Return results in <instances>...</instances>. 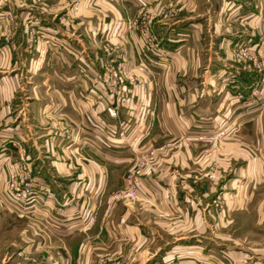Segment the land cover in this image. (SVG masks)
<instances>
[{"label": "crops", "instance_id": "0c3cea01", "mask_svg": "<svg viewBox=\"0 0 264 264\" xmlns=\"http://www.w3.org/2000/svg\"><path fill=\"white\" fill-rule=\"evenodd\" d=\"M35 1L18 18L36 13ZM67 1L45 0L30 53L18 19L17 48L0 57V204L15 208V240L0 228V264H264V111L234 97L254 74L230 53L258 38L264 0H85L76 14ZM141 2L167 60L116 25ZM106 38L141 80L118 107L95 83ZM142 59L150 72L134 66ZM221 127L217 144L197 139ZM10 141L46 189L15 205L5 183L20 150ZM150 150L139 199L112 202Z\"/></svg>", "mask_w": 264, "mask_h": 264}, {"label": "built area", "instance_id": "2783aa9c", "mask_svg": "<svg viewBox=\"0 0 264 264\" xmlns=\"http://www.w3.org/2000/svg\"><path fill=\"white\" fill-rule=\"evenodd\" d=\"M14 3H21V0H12ZM40 14L43 12L40 10ZM143 19H124L118 21L122 24L130 38L134 40L136 37L139 40L140 46L146 53L158 56L163 60H167L168 54L162 49L159 37L154 33L152 26L146 24ZM41 17L39 15H28L26 24L21 28L22 34L25 36V41L28 45L34 41L36 29L39 28ZM134 37V39H133ZM37 38V36H36ZM3 44L0 45V55L6 48L10 47L9 37H3ZM109 62L103 63V69L98 74L95 83L100 84L99 96L103 100L111 98L116 107L121 105L127 95L132 93L134 88L141 84L140 77L133 73L132 68L123 54L115 52L110 47L104 48ZM232 61L235 62L241 69L253 73V81L248 87L246 93L236 92L234 97L237 100L247 101L259 111H264V17L259 26V36L253 42L246 44H237L230 48ZM149 62L145 59L140 60L136 64L139 71L151 70ZM227 127H221L216 131L206 135L197 136V139L215 145L225 137ZM13 146L16 145L14 141H10ZM167 146H181L183 144L182 138L176 139L173 143H166ZM17 146V145H16ZM20 147V145H18ZM19 162L15 166V162L9 165L10 171L6 179L5 188L7 193L12 197V200L18 202H25L32 200L36 194L44 192L46 189L39 186L31 179L27 170L28 163L26 162V155L24 148H20ZM22 151V152H21ZM155 164V151L150 150L146 153H140L136 156L133 164L127 169L124 175V185L110 196L111 201L124 200L134 201L139 199L138 189L140 183V175L146 167ZM28 171V170H27ZM12 173V174H11ZM16 175V176H15ZM210 178H215L213 173H208ZM19 178V179H18ZM61 209L58 211L60 212ZM24 212H19L18 216H24ZM114 264H119L115 261Z\"/></svg>", "mask_w": 264, "mask_h": 264}, {"label": "rangeland", "instance_id": "374dc122", "mask_svg": "<svg viewBox=\"0 0 264 264\" xmlns=\"http://www.w3.org/2000/svg\"><path fill=\"white\" fill-rule=\"evenodd\" d=\"M2 1H3V7H2V9H0V45L3 44V41H4L3 37L6 35V37H9L10 47L6 48L5 51L9 49V50H11L13 52L17 48V44L15 43V40H13V37L15 35L17 20L19 19V25H20V30H21L22 26L24 24H26L27 16L29 14L30 15H39L41 17V19H42V15L43 14H40L39 11L41 10L42 12H46L47 11V7H46L45 0H36L37 3L35 1V5L36 6L40 5L39 6V10L36 13H33V12L27 13V15H25V13L20 14L21 16L18 18V14H19L18 10L22 11L20 7H24L27 4H31L32 0H21V3H17V2L14 3L12 0H2ZM66 3L67 4H66L65 11L66 12L70 11V13H75V14L76 13H80L81 10L83 9L84 5H85V7L87 6L86 7L87 9L90 6L89 5L90 1L86 5L85 0H80V2H79V0H68ZM141 3H144V2H141ZM172 5H175V4H173L172 1H168L166 3H162V5H161L162 8L159 9V14H161V16H163V17L164 16L165 17H169L172 14V11H174L172 9ZM152 17H153V15L151 14V12L148 11L147 6H145V3H144V4H140V7L137 8L135 14L132 17H127V18H130V19H143L142 21H144L148 25L150 23V25H151L152 24V20L154 19V18L152 19ZM127 18H125V19H127ZM36 31H37V29H36ZM35 35H37L36 32H35ZM36 42H37V38L35 36L34 37V41L31 43V46L28 45L29 42L25 41V36H24V47H25L26 51L30 53L32 50H34ZM105 47H110L112 50H115V52L122 54V50L120 48H118L117 46L113 45L112 43H110L108 38L103 39V41H101V43H100V50H101V52H102V54L104 56V60H103L104 62L103 63H105L106 61H107V63H110L109 62V57L107 56V54H106V52L104 50ZM0 57H1V55H0ZM134 66L136 67V65H134ZM101 67L103 69V66H101ZM175 141H176V139H172V140H170L168 142L169 143H173ZM16 145L18 146V144H16ZM165 146L166 147H169V146L174 147V145L167 146V144H165ZM211 146H213V145L209 144L208 147H211ZM175 147H178V146H175ZM17 148L19 150L20 148H24V147L22 145H20V147H17ZM24 150H25V148H24ZM23 172L26 173L28 171L24 170ZM126 172H127V170L125 171V173ZM8 176L9 175L7 174L6 179L8 178ZM212 179H214V178H212ZM117 190L118 189H116L115 191H117ZM115 191H113V192H111L109 194V196H108L109 199H110V196L112 195V193H114ZM218 199L220 200V198H218ZM15 201H16V199H15ZM15 201L12 200L10 202L15 205ZM115 201H118V202H129V201H124V200H115ZM25 202H27V201H25ZM112 202H114V201H112ZM0 203H2V200H0ZM219 206H220V204H218V207ZM7 210H10L11 213L9 214V212ZM19 212H21V211H19ZM19 212L16 211L17 216H18ZM3 213H8L9 216H5ZM25 216H27V214H25L24 216H21V217H25ZM0 217L2 218V221L0 220V228L2 229V231H4V233L6 235L5 237L7 239H9V237H10L11 239L15 240V235L12 236V232H13L12 229L15 228V208H14V206H11L9 204V205H6V208L4 209V208H2V205L0 204ZM13 225H14V227H12ZM18 226L20 228L30 227L29 225H25V224H21V225L18 224ZM18 226H16V227H18ZM250 240H251V238H250Z\"/></svg>", "mask_w": 264, "mask_h": 264}]
</instances>
